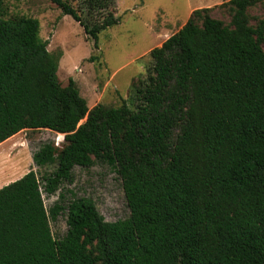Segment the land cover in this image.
<instances>
[{
    "label": "trees",
    "instance_id": "1",
    "mask_svg": "<svg viewBox=\"0 0 264 264\" xmlns=\"http://www.w3.org/2000/svg\"><path fill=\"white\" fill-rule=\"evenodd\" d=\"M0 0V144L24 130L64 137L45 144L39 168L0 189V264H264V0H230L193 11L150 52L133 85L136 109L102 104L88 111L73 79H58L62 52L48 51L40 22L5 19ZM99 35L118 25L112 13L91 28L63 0H50ZM90 10L108 0H87ZM85 122L82 123V121ZM64 135V136H63ZM110 167L122 182L128 218L107 222L91 198L43 195L73 181L76 167ZM67 217L56 238L51 222Z\"/></svg>",
    "mask_w": 264,
    "mask_h": 264
},
{
    "label": "rangeland",
    "instance_id": "2",
    "mask_svg": "<svg viewBox=\"0 0 264 264\" xmlns=\"http://www.w3.org/2000/svg\"><path fill=\"white\" fill-rule=\"evenodd\" d=\"M63 1L76 9L90 28L110 13L120 22L99 35L95 49L84 28L50 0H5L4 18L28 17L40 22L39 35L49 42L48 51L62 52L57 72L61 86H68L73 79L88 111L98 104L119 107L124 102L136 109L133 85L138 77L148 73L152 65L150 52L179 31L193 11L218 6L211 12L212 17L226 24L231 21L228 8L219 7L230 0H108L106 9L94 10H90L87 0ZM249 15L251 25L256 26L264 18V6L253 7ZM18 134L0 144V189L31 171L42 180L55 166L37 167L35 154L48 143L59 149L65 145L64 137L48 130H24ZM67 191L76 197L93 199L107 222L124 220L130 214L122 182L107 165L76 167L72 182H66L52 197L43 195L46 208L49 210L58 202L62 192L67 193L69 201L71 194ZM66 220L62 215L57 222H51L56 238L66 235Z\"/></svg>",
    "mask_w": 264,
    "mask_h": 264
},
{
    "label": "bare ground",
    "instance_id": "3",
    "mask_svg": "<svg viewBox=\"0 0 264 264\" xmlns=\"http://www.w3.org/2000/svg\"><path fill=\"white\" fill-rule=\"evenodd\" d=\"M17 135H19V134H17ZM17 135H15V136L11 137V139H13L14 137H16ZM11 139H9V140H11ZM16 146H17V145H16Z\"/></svg>",
    "mask_w": 264,
    "mask_h": 264
}]
</instances>
